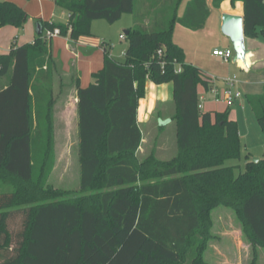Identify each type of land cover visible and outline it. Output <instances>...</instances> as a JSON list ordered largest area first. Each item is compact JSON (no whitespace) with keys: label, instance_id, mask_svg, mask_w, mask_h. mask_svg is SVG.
I'll list each match as a JSON object with an SVG mask.
<instances>
[{"label":"trees","instance_id":"trees-1","mask_svg":"<svg viewBox=\"0 0 264 264\" xmlns=\"http://www.w3.org/2000/svg\"><path fill=\"white\" fill-rule=\"evenodd\" d=\"M54 1L69 13L67 22L39 20L34 42L0 54V183L6 186L0 264H211L203 254L214 237L212 211L220 206L236 212L257 264L264 248V157H248L239 173L226 164L240 157L238 122L229 108H199L198 88L208 89L210 78L186 62L173 38L178 21L204 26L206 0H191L182 17L184 0ZM237 1L244 2L245 36L264 33V0ZM128 13L134 25L126 30L124 60L112 57L104 42L95 81L86 87L76 81L81 181L69 195L47 181L54 156L52 83L63 74L46 30L58 27L78 40L92 36V21L114 23ZM30 17L16 2L0 0V27L23 28ZM148 81L173 83L177 149L168 161L156 148L139 156L138 108ZM247 99L264 132V94ZM38 143L42 156L35 159Z\"/></svg>","mask_w":264,"mask_h":264},{"label":"crops","instance_id":"crops-1","mask_svg":"<svg viewBox=\"0 0 264 264\" xmlns=\"http://www.w3.org/2000/svg\"><path fill=\"white\" fill-rule=\"evenodd\" d=\"M13 1L16 2L22 8H24L30 14L31 17L26 23V25L23 28H19V30L16 29L17 27L11 25L0 27V54L8 53L12 48H16L20 45L34 42L36 36L41 30V24L39 23V20H42L43 22H55L52 17H48V15L44 14V7L43 9H41L42 11L38 15L34 16L30 13L28 7H25L16 0ZM50 1L56 5L54 0ZM183 3L184 6L181 13L178 10V15L180 17L185 14V11L187 10L189 4H191L192 2L191 0H184L182 4ZM206 3L209 10V15L206 19L204 26L201 28H195L193 26L185 25V41L180 42L176 40L175 37L174 41L184 48L186 53V62L192 63L197 67L203 69L206 72L207 76L211 78L208 89H206L203 85H200L198 88L200 95H203L205 97L203 101V110L210 112H222L229 108L230 118L239 122V110L237 107H234V105L239 102V105L242 108H245V105L242 103L241 100L243 97L242 92H244L246 96L264 94V33H260L257 37L245 36L246 47L249 50V54L247 55V60L249 63L248 67L245 66V64L241 61H236V64H232L231 61L225 62L222 59L217 62V66L202 67L203 65H200L199 63L201 60V55L199 56V54H197L199 52V49L202 48L201 45L203 41V39L201 38V34H199L200 31H204L209 25L215 28H222V16L224 13H233L244 16L243 1H237L235 4H233L232 0H223L220 3L219 7L216 6L215 0H206ZM62 11L63 16L65 18L62 22L65 23L68 21L69 13L63 9ZM131 16L132 20H128L129 23H127L128 28L134 25V16L133 14H131ZM200 19L201 15L199 17H195L193 22L195 24H198ZM127 29H124L125 34ZM24 30L28 31L29 40L21 44L19 41L18 31L23 32ZM259 30L261 31V28ZM95 37L96 35L92 37L82 36L78 40H73L70 38L69 35L61 34L50 40V53L58 61L61 72L63 74V78H68L69 81H71L70 84H72L71 88L74 92L73 106L75 110V115L78 118V134V89L76 81H78L82 87L88 86L89 84L95 81L93 74L102 69L104 65L105 48L103 46V43H107V41L103 40L102 42H100V40L95 39ZM121 40L123 39L121 38ZM218 41L219 46H221V48L215 47L214 50L233 49L231 40L226 35H224L223 38L219 37ZM107 47L110 51L111 56L117 59L115 53L112 52L111 44H109ZM188 48H192V57H190L189 55ZM240 71L242 74L241 78L238 80L236 89L238 90V92L242 93L241 97L236 99L231 105H228L227 103L222 101H214L213 94L211 92L212 88L223 89L226 86L222 81L223 77L229 76L231 72L239 73ZM212 75H215L217 77H213ZM215 78L218 79L216 80ZM173 93L174 88L172 82L156 84L152 81H148L146 85V96L140 99L139 102L138 121L140 126L141 123L149 122L151 116L158 111V102L173 100ZM158 116L160 126L162 127L170 126L173 123L175 124V122L171 120V116L167 118L170 120L171 123L167 121L163 123L164 119L160 120L162 119L160 111L158 112ZM218 219L220 218L218 217ZM212 234L214 237L210 239L207 244V247L203 254L204 260L211 264H242L240 260V236L238 234H235L234 231L220 232L219 230H215L214 227L212 228ZM245 246L248 247L249 250H252V246L250 243L246 242ZM258 251L262 254L264 248L259 247Z\"/></svg>","mask_w":264,"mask_h":264},{"label":"rangeland","instance_id":"rangeland-1","mask_svg":"<svg viewBox=\"0 0 264 264\" xmlns=\"http://www.w3.org/2000/svg\"><path fill=\"white\" fill-rule=\"evenodd\" d=\"M16 1L20 2V4L24 5L25 7H28L30 13L34 16L38 15L42 11L41 9H43L44 7V14L48 15V17H52L55 22H62L65 19L63 16L62 9L52 3L50 0ZM140 1L144 5L145 0ZM183 6L184 3L181 4L179 7L180 13L183 9ZM128 20H132V16L129 13L124 14L120 20L114 23H109L105 19H97L92 21L91 23V30L93 33L92 36L96 35L95 39L100 40V42L106 40L107 43L111 44L112 52L115 53L117 59L119 60H124L125 49L128 46V41L126 39L121 40L120 38L121 34H125L124 29L128 28ZM184 26V23L178 21L174 27L173 38L175 37V39L180 42L185 41L186 35ZM16 29L19 30V28ZM18 32L19 41L21 44L29 40L27 30H24L23 32ZM199 34H201V38L203 39L201 45L202 48H200L199 52L197 53L199 54V56L201 55V60L199 62L200 65L202 64V67L217 66V62L220 61L221 58L214 54V48H221L218 43V38H223L225 34L222 32L221 28H215L211 25H209L204 31H200ZM191 49L192 48H188L190 57H192L193 52L191 51ZM231 63L236 64L233 58L231 60ZM241 74V71L239 73L231 72L229 76H236V78L239 80L241 78ZM212 76L217 77L215 75ZM229 76H225L223 77V79L221 78L225 85V78ZM215 79L217 80L218 78ZM70 82L71 81H69L68 78L59 79L57 75L55 76V79L52 83L54 86L53 97L56 101L53 111L54 156L52 158L51 168L47 172V181L48 183L52 184L55 188L68 190L69 195H75L77 190L80 189L81 168L78 151V118L75 115V110L73 106L74 92L71 88L72 84H70ZM234 90L238 91L236 87L234 88ZM242 93L243 97L241 100L242 103L245 105V108H242L239 105V102L234 105V107L238 108L240 117L238 122L241 142L240 157L228 160L226 162L227 165L236 166V173H239L240 171H243L245 169L248 157H264V132L255 114L253 113V110L249 105V101L246 99V94L244 92ZM157 109L158 111L151 116L149 122L141 123V128L144 133V139L139 156L144 157L149 154L153 148H156L158 156L161 159L168 161L175 155L177 149L176 126L173 123L170 126L161 127L158 112H161L162 119L160 120L164 119L163 123H165L166 121L170 122V120L167 118H169V116L174 113L175 105L173 100L158 102ZM45 129L46 127H43L44 132ZM41 156V145L38 143L34 148V157L35 159H40ZM4 187L6 188L5 185L0 183V191L5 189ZM217 208L212 211V228L214 227L215 230H219L220 232L234 231L235 234H238L241 238V263L251 264L254 257L253 249L249 250L248 247L245 246V243H249V241L246 235L244 234L243 225L238 219L236 212L233 211L231 208L225 206H220L218 209ZM218 217L220 219H218ZM13 228L15 230H18L19 225L13 224ZM257 264H264V251L262 252V254L258 251Z\"/></svg>","mask_w":264,"mask_h":264},{"label":"built area","instance_id":"built-area-1","mask_svg":"<svg viewBox=\"0 0 264 264\" xmlns=\"http://www.w3.org/2000/svg\"><path fill=\"white\" fill-rule=\"evenodd\" d=\"M61 35L60 28L56 27L53 30L47 29L46 30V37L48 39H52L56 36ZM122 39H126L125 34H122L120 36ZM162 50L158 51L159 56L162 55ZM214 54L218 57H220L225 62H230L232 58L234 57V51L233 49H215ZM165 63L163 62V65ZM211 79V78H210ZM226 86L223 89L219 88H212V94H213V100L216 102H225L228 105H231L236 99L241 97V93L238 91H235L234 88L236 87V84L238 83V79L236 76H230L225 78ZM205 97L203 95H200V103L199 108L203 110V101Z\"/></svg>","mask_w":264,"mask_h":264},{"label":"water","instance_id":"water-1","mask_svg":"<svg viewBox=\"0 0 264 264\" xmlns=\"http://www.w3.org/2000/svg\"><path fill=\"white\" fill-rule=\"evenodd\" d=\"M222 32L230 38L233 51H234V62L241 61L245 66H249L247 55L249 50L246 47L245 41V30H244V16L233 14V13H224L222 16ZM42 31H39V33ZM258 157L253 158V161L257 162Z\"/></svg>","mask_w":264,"mask_h":264}]
</instances>
